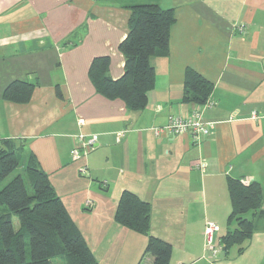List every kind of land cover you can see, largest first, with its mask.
I'll return each instance as SVG.
<instances>
[{
    "label": "crops",
    "instance_id": "obj_1",
    "mask_svg": "<svg viewBox=\"0 0 264 264\" xmlns=\"http://www.w3.org/2000/svg\"><path fill=\"white\" fill-rule=\"evenodd\" d=\"M155 2L174 11L168 54L150 59L154 87L146 107L130 111L97 93L88 69L108 57L109 78L122 76L125 5L136 2L0 0V140L21 146L22 162L36 159L99 264H152L143 257L149 236L171 246L169 264H264V218L251 214L243 251L234 246L216 260L231 211L227 180L258 184L264 211V0ZM186 69L212 84L213 107L183 102ZM14 81L33 85L27 103L2 99ZM199 109L209 136L154 133L169 116ZM76 135L96 143L73 160ZM124 191L149 205L147 235L115 223ZM207 223L220 229L216 262L207 256Z\"/></svg>",
    "mask_w": 264,
    "mask_h": 264
},
{
    "label": "trees",
    "instance_id": "obj_2",
    "mask_svg": "<svg viewBox=\"0 0 264 264\" xmlns=\"http://www.w3.org/2000/svg\"><path fill=\"white\" fill-rule=\"evenodd\" d=\"M125 5L129 11L127 34L118 51L124 58L123 74L117 80L108 76V57L91 61L88 78L94 89L108 100H121L126 109L141 111L147 105V94L154 87L155 74L150 65L153 57L168 54L170 27L175 22L172 9H162L155 0H98ZM143 2V3H140ZM33 85L14 81L2 93V99L18 104L27 103ZM212 84L199 73L186 69L183 79V102L203 106L210 99ZM21 146L12 140H0V264H53L63 258L64 264H99L91 254L82 235L69 218L47 175L30 155L19 159ZM227 189L231 211L228 230L220 238L227 251L242 244L254 232L252 219L264 218L263 194L256 183L244 185L228 179ZM150 207L136 195L124 191L117 204L114 220L137 234L149 231ZM16 222V225H15ZM30 259L26 258V244ZM153 258L152 264H169L171 246L153 237L143 253Z\"/></svg>",
    "mask_w": 264,
    "mask_h": 264
},
{
    "label": "built area",
    "instance_id": "obj_3",
    "mask_svg": "<svg viewBox=\"0 0 264 264\" xmlns=\"http://www.w3.org/2000/svg\"><path fill=\"white\" fill-rule=\"evenodd\" d=\"M200 107V106H199ZM213 107V103L209 100L200 108L209 109ZM211 124L204 122L202 120V115L199 111H195L190 117L184 118L179 115H171L168 117V121L163 128L154 129V133L158 135L159 133H165L169 137L176 136H190L193 140H198L201 137H207L210 134ZM74 146L70 151L71 157L73 160H77L80 157L79 150H84V152H88L92 150L96 143V136L92 135L89 138L85 139L83 135H76L73 137ZM204 163H199L198 168L203 169ZM84 169L82 173H85ZM244 185H247L248 181H241ZM90 202L85 203V207H89ZM219 227L212 224L207 223L204 228V236H205V246L206 249L212 254L213 257H217L218 250L213 246V236L215 233L219 231Z\"/></svg>",
    "mask_w": 264,
    "mask_h": 264
},
{
    "label": "rangeland",
    "instance_id": "obj_4",
    "mask_svg": "<svg viewBox=\"0 0 264 264\" xmlns=\"http://www.w3.org/2000/svg\"><path fill=\"white\" fill-rule=\"evenodd\" d=\"M137 3H139L138 1H135ZM140 3H143V2H140ZM15 225H16V222H15ZM209 256V258L212 260V262H216L214 259L215 257H212L210 254L207 255ZM26 258L29 260L30 259V256H29V245L28 243L26 244ZM53 264H64V261H63V258H56L53 260Z\"/></svg>",
    "mask_w": 264,
    "mask_h": 264
},
{
    "label": "water",
    "instance_id": "obj_5",
    "mask_svg": "<svg viewBox=\"0 0 264 264\" xmlns=\"http://www.w3.org/2000/svg\"><path fill=\"white\" fill-rule=\"evenodd\" d=\"M225 257V249L222 248L219 256L216 258L217 261L223 260Z\"/></svg>",
    "mask_w": 264,
    "mask_h": 264
}]
</instances>
